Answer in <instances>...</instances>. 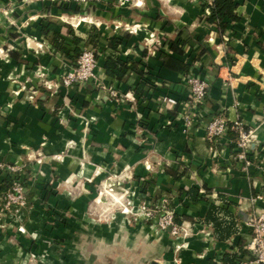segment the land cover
<instances>
[{"label":"crops","instance_id":"0c3cea01","mask_svg":"<svg viewBox=\"0 0 264 264\" xmlns=\"http://www.w3.org/2000/svg\"><path fill=\"white\" fill-rule=\"evenodd\" d=\"M53 1L0 0V186L7 165L29 163L32 177L20 222H11L0 193V264H27L32 246L42 251L33 244L49 239L48 264H223L241 238H250L247 219L264 212V0H238L241 20L224 33L208 21L213 0H120L114 7L105 0L93 12L76 13ZM161 3L164 19L156 20L153 10L144 15L142 6L148 12ZM123 22L125 29L117 25ZM153 30L173 40L152 47ZM180 35L190 45L177 42ZM75 36L81 48L97 51L98 78L67 88ZM113 38L120 41L116 49ZM111 55L136 60L144 73L108 75ZM162 55L188 64L189 73L166 67ZM191 74L209 85L197 109L184 103ZM128 93L135 100L125 99ZM216 116L252 130L247 160L230 135L235 129L208 139ZM106 184L129 190L136 204L157 206L167 198L186 233H156L153 219L122 212L88 219L108 207L96 204ZM211 204L224 209L225 221L234 220L237 231L225 239L205 220ZM47 207L67 213L66 226L43 223L38 214ZM239 264L258 263L245 255Z\"/></svg>","mask_w":264,"mask_h":264},{"label":"built area","instance_id":"2783aa9c","mask_svg":"<svg viewBox=\"0 0 264 264\" xmlns=\"http://www.w3.org/2000/svg\"><path fill=\"white\" fill-rule=\"evenodd\" d=\"M97 67V51L91 46H86L74 68L63 76V84L67 88H72L76 85H83L86 82L97 80ZM186 87L188 93L184 103L195 109L200 108L206 103L209 85L204 78L198 74L188 75ZM109 90L112 96L121 98L117 90L113 88H109ZM123 96L125 99L135 100V97L130 93L124 94ZM162 98L165 103L170 105L178 104V100L173 97L163 96ZM184 115L189 118L187 112ZM230 129L238 131L240 139L237 141V145L242 150L239 157L242 160H247L246 149L250 146L252 130H246L241 122L230 124L223 117H214L207 126L208 139L213 142L219 140L227 135ZM3 166V163L0 162V167ZM6 168L15 177L13 171L17 170L11 166H7ZM14 179L13 187L6 193L4 199L7 206H16V211H19L27 204L26 192L21 179L16 177ZM168 203L169 200L167 198H163L157 206L149 201L136 204L134 200L130 199L124 205L123 213L127 215L132 214L136 219H153L156 233H161L166 230H170L174 235L186 233L185 227L175 220V212L169 207ZM247 224L251 231L250 238L246 241V248L253 256L250 260L258 264H264V212L249 217ZM215 264L219 263L216 262Z\"/></svg>","mask_w":264,"mask_h":264},{"label":"trees","instance_id":"16d2710c","mask_svg":"<svg viewBox=\"0 0 264 264\" xmlns=\"http://www.w3.org/2000/svg\"><path fill=\"white\" fill-rule=\"evenodd\" d=\"M65 4H60V7L67 8ZM239 5L238 0H213L210 5L211 14L208 17V21L215 24L219 31L221 33H224L226 29L229 26L230 22H238L241 20V17L237 13V7ZM75 11L79 10V7H76L74 9ZM52 25H49L47 29L44 28V31H48L50 28H52ZM59 39H61V36L58 32H55L54 42L59 48H63L61 45V42H59ZM74 41L76 43V47L74 50V63L77 64V60L82 54V51L84 48H81L79 46L81 42V38L76 37L74 38ZM120 44L119 40L112 39L111 40V46L116 49L117 45ZM163 58V64L172 69H180V66L183 67L184 73H189L190 66L188 64H184L173 57L162 55ZM106 72L108 75L115 77L119 80H121L129 71H137L139 73H144V70L139 67V63L131 58H128L126 60H123L115 55H111L107 57L106 63H105ZM142 86H138L137 90L142 93ZM246 130H249L248 127H245ZM230 135L233 136V139L238 141L240 139V135L238 132L231 131ZM15 177L18 179H21V175L18 173L15 174ZM10 172L7 173L5 179L3 180L2 185L0 186V193L3 197V200L6 193L13 187L14 184V178H15ZM24 185H26V182L22 180ZM195 194L196 190L192 189L190 190V194ZM193 200H196L197 198L192 195ZM32 195H29L26 192V200L27 204L26 206H29L31 203ZM25 206V207H26ZM171 207V203L170 206ZM172 208V207H171ZM224 209L216 204H211L210 210L208 214L205 217V220L207 222H210L213 224L215 232L219 239H225L228 237L231 233H234L237 231L234 220L232 221H225L221 216L220 213ZM228 213V215H232L228 211H225ZM176 220V215H175ZM177 221V220H176ZM249 256V259L252 258V254L249 250L246 248V242L243 238H241L239 242L238 251L235 253H227L225 254L223 258V264H239L240 261L244 258V256Z\"/></svg>","mask_w":264,"mask_h":264},{"label":"rangeland","instance_id":"374dc122","mask_svg":"<svg viewBox=\"0 0 264 264\" xmlns=\"http://www.w3.org/2000/svg\"><path fill=\"white\" fill-rule=\"evenodd\" d=\"M105 0H54V4L57 3V5L60 4H66V6H68L67 8L72 10L73 13H76L77 11H75L74 9L76 7H79V12H93L98 6L99 3L104 2ZM120 0H113L110 3V7H114L115 5H119ZM74 6L75 8L72 9L71 6ZM131 6V5H129ZM153 7H155V9L150 8V10L148 12H146V6H142L141 8H143V13H145L144 15L148 16L147 14L152 13L153 11L155 12V18L156 20H162L164 19L163 16V12L165 14H168L167 11V7H165L162 3L161 5L157 6V5H151ZM106 10V8H104ZM153 10V11H152ZM141 16H144L142 13H139ZM96 22V21H94ZM126 22V21H125ZM123 22L124 24H117L119 27H123L124 29L128 27V25H126V23ZM174 21L169 19L167 21V24H173ZM155 32V37L153 38V43L150 46H157L159 49L161 47H164L168 44L169 40H173V38H171L170 36H168V34L165 32H163L162 30L160 31H156L153 30ZM178 31V29H177ZM176 31V33H177ZM189 39H193L188 38ZM177 42L181 43L182 41L184 42V45L189 44V41H186L183 39L182 35H180L179 37H176ZM149 45V44H148ZM156 47V49H157ZM29 163L25 164V165H20V164H16V165H7V166H11L14 167L15 170L17 171H13L14 174L18 173L19 175H21V182L22 184L24 183L22 180H24L26 182V185H24L25 187V192H27L28 186H29V178H32L30 173V166L28 165ZM34 188V185L32 186ZM102 189H100V193H102V197L100 198L98 202H96V204H105L106 206H108L105 211L103 213H99V211L97 212H90L89 214H87V218L92 220V219H97V220H109L113 217H115V215L118 212H122L124 210V205L127 204V202L132 199L135 201V196L133 197V195L131 196L130 191H125L123 189H117L116 187H110L109 185H104L101 186ZM45 204H48L47 202H45ZM50 205V204H49ZM4 207L7 210V216H10V220L11 222H15L18 223L20 222V214H21V210L22 207L19 211H16V206H7L6 205V201L4 200ZM58 208H51V207H47L44 209L43 212H39L38 216L40 218V220L43 223L46 224H51L52 226H54V229H56V227H63L66 226L67 224V218H68V214L67 213H63L60 209L56 210ZM106 212V213H105ZM130 216L132 218H134V216L131 215H127ZM9 219V218H8ZM45 224V226H46ZM35 236V235H34ZM53 243L50 239L48 240V242H46V244H44V246H38L37 244H33L35 245V247L39 248L42 247V251L37 254L34 251V246H32L31 250L29 251V257L27 258V264H48L49 262L46 261L47 260V256L50 253V248L53 246ZM61 243V242H59ZM61 245V244H60ZM47 257V258H46ZM215 264V263H214Z\"/></svg>","mask_w":264,"mask_h":264},{"label":"water","instance_id":"95a60500","mask_svg":"<svg viewBox=\"0 0 264 264\" xmlns=\"http://www.w3.org/2000/svg\"><path fill=\"white\" fill-rule=\"evenodd\" d=\"M248 219H249V218H248ZM248 219H247V220H248Z\"/></svg>","mask_w":264,"mask_h":264}]
</instances>
